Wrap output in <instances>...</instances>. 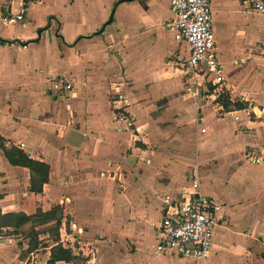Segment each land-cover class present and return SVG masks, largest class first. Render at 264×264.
I'll return each mask as SVG.
<instances>
[{
  "label": "crops",
  "instance_id": "0c3cea01",
  "mask_svg": "<svg viewBox=\"0 0 264 264\" xmlns=\"http://www.w3.org/2000/svg\"><path fill=\"white\" fill-rule=\"evenodd\" d=\"M169 1L28 0L25 21L13 26L3 21L22 0H0V38L9 40L0 42V143L22 142L15 147L49 166L41 190H30V171L11 164L0 145V215L60 207L58 241L66 238L62 247L84 262L51 264H264V13L242 0H210L224 79L202 86L196 98L172 58L186 43L173 29L175 45L165 38ZM239 13L261 19L249 24ZM118 85L128 87L134 133L114 120ZM167 132L175 133V151L162 142ZM146 139L155 147L134 143ZM126 149L124 185H105L100 172ZM192 150L199 191L219 205L202 261L154 251L165 199L190 188L182 157L192 159ZM101 219L111 220L102 232H122L119 241L82 252L68 242L76 233L69 225L93 236ZM6 257L0 247V263Z\"/></svg>",
  "mask_w": 264,
  "mask_h": 264
},
{
  "label": "built area",
  "instance_id": "2783aa9c",
  "mask_svg": "<svg viewBox=\"0 0 264 264\" xmlns=\"http://www.w3.org/2000/svg\"><path fill=\"white\" fill-rule=\"evenodd\" d=\"M258 13H264V0H242ZM170 13L165 21L167 28L173 29L178 38L186 43L187 56L177 64L186 90L197 98L200 88L208 83L218 86L224 79L223 68L217 59L214 34L212 30V8L210 0H170ZM28 0H22L17 13L10 14L3 21L10 25L24 19ZM121 102V101H120ZM122 101L117 106L115 120L123 128L130 129L134 123L132 115L125 110ZM123 110L119 112L120 110ZM15 146H23L22 142ZM190 175V188L180 199H165L166 208L155 229L154 251L178 257H190L202 261L210 253L213 229L218 222L216 212L219 205L214 199L199 191L198 177ZM6 228L0 227V241L6 237ZM76 232L81 228L72 223ZM60 243L66 244L61 237ZM75 240V237H71ZM1 245V244H0Z\"/></svg>",
  "mask_w": 264,
  "mask_h": 264
},
{
  "label": "rangeland",
  "instance_id": "374dc122",
  "mask_svg": "<svg viewBox=\"0 0 264 264\" xmlns=\"http://www.w3.org/2000/svg\"><path fill=\"white\" fill-rule=\"evenodd\" d=\"M52 3L53 2L51 1V4ZM14 7H16V6H14ZM62 14L64 17L65 12H62ZM238 15H239V18L244 20V21L251 20V21H249V24L258 23L259 20L261 19V17L251 18L250 15L245 14V13H239ZM24 21H25V19L18 20L16 23L13 24V26L14 25H21L22 22H24ZM262 21H263V19H262ZM164 27L167 29V30H165V32H166L165 38L167 40H169L168 42H169L170 46L173 47L175 45V41H174L175 38L172 34L169 33L168 29H170V28H167L166 26H164ZM178 47H179L178 56L172 57L173 60L176 62L175 63L176 68H179L177 63L180 60L183 61L187 56V49H186V46L184 45V43L181 42L180 46H178ZM176 75H177V73H176ZM180 75H181V73H180ZM183 80H185L184 77H183ZM119 86L120 85H118L115 90H112L114 92L111 91V98L110 99L114 103H117V106H119L122 101H125V103L123 104L125 106L124 108H125V110L129 111L127 109V105L129 104V102H128V98H127V94H126L127 93L126 88H128V87H124V86L119 87ZM67 89H69L68 90V92H69L70 88H67ZM71 92H74V91H71ZM75 96H76V94L73 93V95H71L70 97L74 98ZM188 103H189L188 101L184 102L185 105H187ZM117 106H116V111H117ZM121 111H123V110L121 109L119 112H121ZM117 114H118V112L114 113V120H115V116ZM203 122H205V121H203ZM206 123H207V125H209L208 121H206ZM117 125H118L119 130H122V131H130L131 130V129L123 128L121 123H118ZM146 129H147L146 131H148L147 125H146ZM170 129L173 130V128H170ZM134 132H135V128H134V131L131 130V133H134ZM209 132L212 133V131H209ZM137 134L138 133H136V135ZM132 135H134V134H132ZM164 137H165V139L162 142H165V145L167 148L171 147L170 151H175L176 149H174V146L179 145L177 140H174V138L176 137L175 133L171 134L170 132H167V133H165ZM134 143H135V145L139 146L140 148L146 147V145H149L150 148L155 147L154 142L152 143L149 140H147V144H143L142 140H140V141L135 140ZM191 144H193V143H191ZM128 152H130V151H128L127 149L122 151V152L121 151L116 152L115 156H113V158L111 160H109L112 162L109 164L107 163L109 166L100 172L101 180L105 185H106V183H109V182L112 185L114 183V186H116L117 188H118L119 184L124 185V180L122 179L120 172L122 170V167H125V166L130 167L131 163L126 159V155ZM164 154L167 155L165 152H164ZM182 154L188 156L187 152H182ZM194 155H195V152H194V150H192L191 155H190L192 157V159H186V157H182L183 160L181 159L185 164V166L182 170L183 175H184V177L186 176L189 181H190V175H194L193 169L196 171L195 175H197V177H199L198 165H196L197 163H196V160L194 158ZM164 158L166 159L165 163L168 166H171V167L177 166L175 164V162H172L174 160L173 158L168 157V156H166ZM117 162L119 163V166L113 165V164H116ZM161 168H163V167H161ZM205 187L209 188L208 186H205ZM123 218L124 217H122L121 219L123 220ZM110 222H111L110 219H106V220L101 219L98 222V225L96 226V229L94 231L93 236H92V234L90 235V234L84 233L82 230H81V232H76V233L73 232V230L72 231L70 230L71 233L73 232V235H70L68 237L69 238L68 242L76 245L77 247H81L80 251L82 252L85 250L83 248H85V247L90 248L91 245L99 246V244L102 241L104 243H106L105 245H109V242H108L109 240H107V238L110 239L111 242H114L115 240L117 241L118 239L120 240L122 237L121 236L122 232H119V234H118V232L113 234L114 229H112L111 232L109 231V233H111V235L110 234L108 235L106 232L105 233L102 232L101 229H103V228L100 227V225L106 224V223L108 224ZM64 227L66 230L68 229L67 228L68 226H64ZM69 227H72V224H71V226L69 225ZM54 229H55V226H54V220L53 219L45 220V219H41V217H38V216H35L34 218H32V220L23 223L17 229H14L13 227L6 228V233H7L6 237L7 238L1 239L0 247H1V250H5L7 252V257L0 264H49L48 260L46 261V253L45 252H46L47 248H45V247H47L48 245H50L51 243L54 242L53 239L56 236V234H55L56 231ZM58 232L60 233V228H59ZM72 236H74L78 242L75 240H72L71 239ZM57 239L59 240V235L57 236ZM85 251H88V250L86 249ZM77 262L83 263L84 262L83 257L78 256Z\"/></svg>",
  "mask_w": 264,
  "mask_h": 264
},
{
  "label": "trees",
  "instance_id": "16d2710c",
  "mask_svg": "<svg viewBox=\"0 0 264 264\" xmlns=\"http://www.w3.org/2000/svg\"><path fill=\"white\" fill-rule=\"evenodd\" d=\"M6 41L9 40L0 38V42ZM226 104H228V101H224V105ZM234 106L240 107V104L235 103ZM0 145L5 157L11 164L28 168V170L30 171V190L40 191L42 188V184L48 180V164L29 157L24 151L15 146L6 148L2 143H0ZM35 216L41 217V219L45 220H54V230L56 231V236L54 239L52 238L54 240V244L49 248L48 263L51 264L55 260H76L77 257L73 255L69 249L62 247L57 239V236L59 235L58 230L61 222L60 220L62 218L61 208L58 206H54L50 211L47 212L37 211L34 215H26L22 212H10L2 214L0 215V227H13L14 229H17L23 223L32 220V218H34Z\"/></svg>",
  "mask_w": 264,
  "mask_h": 264
}]
</instances>
